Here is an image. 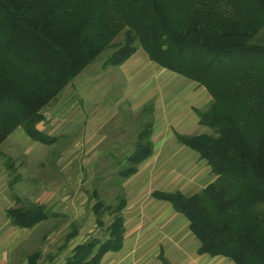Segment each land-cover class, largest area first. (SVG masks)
Returning a JSON list of instances; mask_svg holds the SVG:
<instances>
[{
  "label": "trees",
  "instance_id": "16d2710c",
  "mask_svg": "<svg viewBox=\"0 0 264 264\" xmlns=\"http://www.w3.org/2000/svg\"><path fill=\"white\" fill-rule=\"evenodd\" d=\"M262 29L264 0H0V144L17 127L33 141L54 144L38 129L43 110L107 48L115 50L103 66L112 67L140 48L211 97L205 110L194 109L210 133L175 138L206 162L214 179L195 193L151 196L189 222L199 256L264 264V45L252 42ZM120 34L123 41L114 44ZM152 113V103L145 104L133 152L116 160L107 184L115 196L102 200L96 187L88 195L97 227L111 217L107 238L90 237L65 264H99L122 247V183L153 153ZM7 213L19 227L48 217L44 205L33 203ZM76 234L72 224L67 238Z\"/></svg>",
  "mask_w": 264,
  "mask_h": 264
},
{
  "label": "rangeland",
  "instance_id": "374dc122",
  "mask_svg": "<svg viewBox=\"0 0 264 264\" xmlns=\"http://www.w3.org/2000/svg\"><path fill=\"white\" fill-rule=\"evenodd\" d=\"M123 39V34H120L114 40V44L121 43ZM254 39L253 43L264 45V29ZM114 50L115 48L104 50L97 60L58 96L70 93L71 101L75 105L76 112L68 121L63 124L50 121L38 124L45 133L58 137L54 144L42 145L31 140L22 127H17L0 144V197L5 196V199L0 198L1 208L4 206L3 202L10 201L9 198L13 195H17L21 200L26 199L22 205H28L34 202L32 197L34 192L35 198L38 192L36 200L41 199L42 192H47L46 202H50L56 197V192H60L64 200L55 210L70 208L77 216L75 222L78 225L84 224L86 229L91 225L88 231L95 234H92L93 236L99 235L103 239V230L110 223L111 217L104 215L103 228L97 227L95 217L89 220L93 202H89L88 195L96 187L102 200L110 201L115 196L117 190L108 188L107 184L114 177L116 160L121 156L113 157L106 152L123 144V148H127L125 145L135 135L136 125L139 126L140 114L137 111H140L138 108L143 102L154 100L159 112L164 111V101L173 102L170 114L166 116L162 114L164 120L160 117L156 119L157 131H165L170 123L167 120L172 119L174 128L191 129L186 134L210 133L209 129L199 123L186 125L190 119H195L194 116L197 117L194 110L187 112L185 109H176L179 101H185L187 107L194 104L196 109L205 110L211 97L202 86L168 70H162L147 58L143 61L129 62L122 68L123 72L117 67L103 66ZM52 105L43 110L45 117L52 116L50 114ZM85 113L86 117L83 118L82 114ZM89 118H92L94 121L90 120L95 124L93 130L86 134L85 129L89 126L85 123ZM168 146L171 147L170 144ZM179 154L180 152H176L174 156L166 157V164L169 165L167 168H170L172 176V179H169L172 183L165 186L166 190L177 187L185 194H191L201 190L214 179L210 167L204 160L198 159L199 155L197 157L195 154L185 152ZM9 164L14 165L15 171H10ZM16 175L18 177H15ZM10 182L15 183L12 189L9 188ZM136 183L137 181L130 180L126 189L122 185L126 199L131 202L130 207L124 211V215L130 221L129 228L132 215L139 212V203L144 202L154 189L162 190L161 184L146 189L140 186L142 190L138 194L133 191L139 186ZM22 186L25 188L24 192H21ZM32 186L35 190L31 189ZM68 201L71 204L66 205ZM60 222L62 221H57V224L60 225ZM75 222L72 223L76 224ZM189 255L191 252L187 257Z\"/></svg>",
  "mask_w": 264,
  "mask_h": 264
},
{
  "label": "crops",
  "instance_id": "0c3cea01",
  "mask_svg": "<svg viewBox=\"0 0 264 264\" xmlns=\"http://www.w3.org/2000/svg\"><path fill=\"white\" fill-rule=\"evenodd\" d=\"M141 51L140 48H138L128 60L117 68L122 69L129 62L133 63L139 60L143 61L146 58L148 59L147 55ZM121 71L123 72V69ZM155 92L156 91H154V93ZM147 103H152L153 105L151 118V141L153 145V153H151L148 159L145 160L140 167H138L137 172L133 176L123 181L122 185L126 189V185L130 180L137 181L136 185L139 186L133 191H136L138 194L141 193L140 190L142 189H146L149 186H160V184L162 185V190L159 189V191H181L177 187H173L170 190L165 189V186H167L168 183L170 185L172 183V180L169 181V179H172V176L170 175V168H167L169 165L166 164V157H168V155L174 156L176 152H180V154L182 152L193 155L195 154L198 157L197 153L178 143L175 138V133L186 134L189 133L188 131L191 129L189 127L176 129L174 128L175 125L173 124V120L170 119L167 120L170 122L169 126L166 128L167 130L157 131L156 119L160 117V119L164 120L165 117H163V115L166 116L168 113L170 114V110L173 108V102H171V100L169 102L164 101L165 106L164 111L162 112L157 110L158 107L154 100L151 101L149 99L148 101L143 102L138 108L140 111H137L140 114L138 118L139 121L141 110ZM165 108L167 110H165ZM176 109H185L188 112L189 110L193 111L196 107H194V104L187 107L185 101H179V105ZM74 112H76L75 105L71 101L70 93H67L64 96H60L57 101L53 103L50 113L52 114V116H50L51 118L46 116L44 121L41 123L45 124V122L47 123L50 121L51 123L58 122L63 124L73 116ZM86 114L87 113L84 115L82 114L83 118L86 117ZM172 117L174 116L172 115ZM194 118L196 120L190 119L186 125L192 123L197 125L198 117L194 116ZM90 119L92 118H89L85 123L90 128V130L89 128L85 129L86 134L93 130V126L95 124V122L92 123L93 119ZM140 125L141 121L138 127L136 125L137 130L135 135L131 137V140L125 145L127 148H123V144L122 146H118L117 148L106 152L107 155H111L113 157L116 155H120L121 157L130 155V153L134 150L136 135L140 130ZM38 129H40V126H38ZM40 130L43 131V129ZM46 134L50 135L48 133ZM190 134L193 133L190 132ZM50 136L55 137L56 141L58 140L57 136ZM168 144H170L171 147H169ZM91 145L92 143L89 147H91ZM166 151L171 154L168 152L166 153ZM11 165V167L9 166L11 169L10 171H15V168H13L14 165ZM167 176L169 182L167 181ZM15 177H18V175ZM14 184L15 183L10 182L9 188H14ZM140 186H143V188L141 189ZM31 189L33 190L34 186H32ZM24 190L25 188L22 186L21 192H24ZM29 190L30 188L28 191ZM153 191H151V193ZM46 193L42 192L40 197L41 199L39 200H36L38 192L36 198V192L32 194L34 200L32 203L44 205L46 211L48 212V217L46 219L38 222L32 227L16 226L7 213L9 209L26 206L22 205V202L26 199L21 200L17 195H13L12 198H9L10 201L6 200L3 202L4 206H2V208L0 207V264H28L29 259L35 254H39L35 264H65L66 261L74 254V250L77 246L83 244L90 237L100 238L99 235L93 236L95 234L88 231L91 225L87 227V229L84 227V224L81 225L79 223L78 225L77 222H75L77 216L74 212H71L70 208H63L58 211L55 210V208L62 205V201L64 200V197H61L62 194H60V192H56V197L50 200V202H46ZM151 193H149V196L146 197L144 202L139 203V212H137L136 215H132L131 228L128 227V222H130L129 218L124 215V211L128 206L130 207L129 204L131 203L127 200L122 214L125 220V233L122 247L118 251L106 252L101 258L99 264H162L160 255L164 256L170 264H235L233 261L223 256H209L206 254H200L199 256L197 253L199 243L189 229V222L184 217L176 213L168 202L159 200L156 201V199L151 196ZM0 198L5 199V196ZM11 199H13V201ZM69 204L71 203L68 201L66 205ZM92 217H94V214L91 211L90 217H88L89 220H91ZM59 220L62 221L60 222V225L57 224V221ZM66 221L67 223H65ZM72 222H75L76 224ZM72 224L77 226V234L68 239L67 237L71 232ZM128 229L130 230L128 231ZM103 231L104 237L103 239L100 238L102 242L107 238L105 229ZM189 252H191V255L187 257Z\"/></svg>",
  "mask_w": 264,
  "mask_h": 264
}]
</instances>
